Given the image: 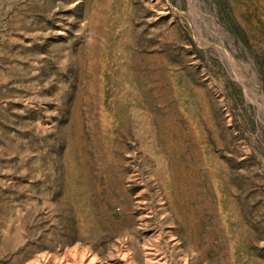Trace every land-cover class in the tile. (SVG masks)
I'll use <instances>...</instances> for the list:
<instances>
[{
  "label": "rangeland",
  "instance_id": "rangeland-1",
  "mask_svg": "<svg viewBox=\"0 0 264 264\" xmlns=\"http://www.w3.org/2000/svg\"><path fill=\"white\" fill-rule=\"evenodd\" d=\"M79 263L264 264V0H0V264Z\"/></svg>",
  "mask_w": 264,
  "mask_h": 264
},
{
  "label": "bare ground",
  "instance_id": "bare-ground-1",
  "mask_svg": "<svg viewBox=\"0 0 264 264\" xmlns=\"http://www.w3.org/2000/svg\"><path fill=\"white\" fill-rule=\"evenodd\" d=\"M78 260V259H77ZM80 264V263H79ZM84 264V263H83Z\"/></svg>",
  "mask_w": 264,
  "mask_h": 264
}]
</instances>
